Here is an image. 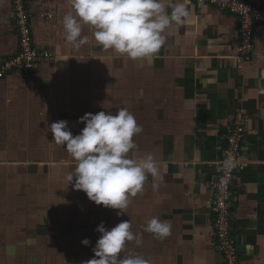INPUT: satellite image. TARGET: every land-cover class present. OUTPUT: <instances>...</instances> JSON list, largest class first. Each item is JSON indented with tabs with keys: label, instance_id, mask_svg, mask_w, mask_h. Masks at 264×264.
I'll list each match as a JSON object with an SVG mask.
<instances>
[{
	"label": "crops",
	"instance_id": "crops-1",
	"mask_svg": "<svg viewBox=\"0 0 264 264\" xmlns=\"http://www.w3.org/2000/svg\"><path fill=\"white\" fill-rule=\"evenodd\" d=\"M248 1L264 6V0ZM182 2L189 11L186 23L173 22L159 52L136 60L98 45L90 25H83L82 35L91 43L76 49L67 42L62 21L72 11L71 0L30 6L35 43L50 49L54 58L27 79L18 73L0 79V191H5V182H14L9 173L5 179V171L24 170L17 182L35 184L34 200L28 199L31 186L12 194L25 209L23 214L49 215V225L36 227L52 236L46 240L37 231L35 243L45 249L64 248L54 260L82 264L94 258L92 249L101 235L97 227L103 222L111 229L131 219V230L142 233L143 242H128L121 258H142L150 264H224L214 244L211 184L219 171L227 128L235 112L245 108L249 122L244 163L234 181L235 236L243 264H264V26H257L254 56L244 59L239 56L236 15ZM17 48L12 0H0V62ZM122 106L143 128L134 136L137 148L129 158L152 154L159 176L148 174L143 190L129 196L127 213L117 216L120 210L98 206L68 184L66 176L73 168L60 161L72 158L54 142L49 126L67 120L76 135L85 127L79 118L86 113L115 114ZM33 165L39 167L35 175L27 172ZM46 167L47 173L42 171ZM43 181L51 184L48 191ZM152 217L171 223L168 237L143 231ZM85 238L90 245L81 243ZM30 243H5V253L15 257L10 250L15 246L26 255ZM81 253L83 258L75 257ZM41 254L50 256L51 264L50 254L33 253L37 260Z\"/></svg>",
	"mask_w": 264,
	"mask_h": 264
},
{
	"label": "clouds",
	"instance_id": "clouds-1",
	"mask_svg": "<svg viewBox=\"0 0 264 264\" xmlns=\"http://www.w3.org/2000/svg\"><path fill=\"white\" fill-rule=\"evenodd\" d=\"M71 5L72 11L62 21L67 42L76 49L91 43L89 36L82 35L83 25H90L94 29L91 38L98 45L132 60L153 57L165 43L164 33L171 24H184L189 17L182 0L176 3L168 0L167 4L164 0H71ZM79 123L85 127L76 135L67 120L49 126L54 142L64 146L72 158L60 161L64 167L73 168L66 180L96 205L118 209L117 216H122L127 213L129 196L143 190L148 174L159 176L152 154L129 158L130 151L137 148L134 136L143 128L126 106L119 107L115 114L86 113ZM131 228V219L111 229L102 222L96 229L101 235L92 249L94 258L82 264H150L142 258L135 261L121 258L128 242L135 241L137 245L143 242L142 233H134ZM171 228L169 221L152 217L143 231L163 239L171 234ZM81 243L88 246L91 241L85 238Z\"/></svg>",
	"mask_w": 264,
	"mask_h": 264
},
{
	"label": "built area",
	"instance_id": "built-area-1",
	"mask_svg": "<svg viewBox=\"0 0 264 264\" xmlns=\"http://www.w3.org/2000/svg\"><path fill=\"white\" fill-rule=\"evenodd\" d=\"M48 0H12V12L18 36L17 51L0 62V79L12 74L29 78L40 65L51 61L54 53L36 45L32 29L30 6ZM197 6L211 5L239 18V56H254L257 26H264V6L248 0H190ZM52 17L50 13L47 18ZM249 116L245 108L238 109L225 134L223 155L219 171L212 181L209 210L213 215L214 244L223 256L224 264H243L237 249L234 227V208L237 192L234 181L243 166L242 147L248 130Z\"/></svg>",
	"mask_w": 264,
	"mask_h": 264
},
{
	"label": "rangeland",
	"instance_id": "rangeland-1",
	"mask_svg": "<svg viewBox=\"0 0 264 264\" xmlns=\"http://www.w3.org/2000/svg\"><path fill=\"white\" fill-rule=\"evenodd\" d=\"M37 169H39V167L33 165L31 167H28L27 172L30 174H34L36 173ZM48 169L49 168L46 167L42 171L47 173L49 172ZM8 173L13 176L12 179H14V182L13 181L5 182V191H0V264H50V256L48 255L41 254V257L38 260L34 258L33 253H41L42 251L44 254L51 255V259H52L51 264H65L64 259H61L60 257H59V261L54 260L55 257H57L56 255L59 256L62 253V251H64V248L62 249L61 247H57V248L51 247V249L49 248L45 249L39 246L38 243H35L37 241V238H35V233H37V231L42 232L44 239L48 240L49 238L50 240V237L52 236L51 231L50 232L49 230L46 231L45 228L43 227H41V230H39L36 227V224L38 225L42 222L47 223L49 221L48 220L49 215H44L43 213L42 214L32 213V212L30 214L27 213L23 214L25 209L21 206L18 207L19 199L12 194L15 193L16 191L23 192L25 191V187L30 188L31 186L32 190H30V193L27 194L29 196L28 199H31V201H33L35 196L33 186L35 184L33 182L32 183L23 182V181L17 182L18 179H20V175L24 173L23 169H18V168L8 169V171H5V179L8 176H10ZM47 182L45 181L40 182L42 187L44 184L47 185V187H45V191H48L51 187V184L48 182V184H50L49 186ZM18 195L20 198L22 196V193ZM21 201L23 202V199L20 198V202ZM62 218L64 217L58 216L59 220H63ZM35 227L38 230L35 231L36 229ZM54 238H56V234L54 235ZM24 239H27L28 241L31 242L29 246V253L24 255L25 251L23 250V248H20L18 250L17 249L18 247L13 246L10 247V250H13L12 252H14L15 257L11 256V258H9L10 256H7L5 253V249L7 248L5 247V243L16 244L17 242H19V240H24ZM21 249L23 250L24 253L21 251ZM18 252H20L21 255L20 254L18 255ZM75 257L83 258L82 253L76 255Z\"/></svg>",
	"mask_w": 264,
	"mask_h": 264
}]
</instances>
